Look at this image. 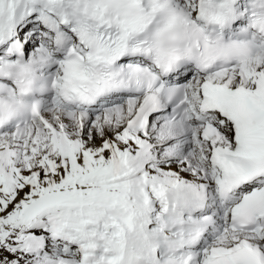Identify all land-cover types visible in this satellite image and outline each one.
<instances>
[{
	"label": "snow or ice",
	"instance_id": "obj_1",
	"mask_svg": "<svg viewBox=\"0 0 264 264\" xmlns=\"http://www.w3.org/2000/svg\"><path fill=\"white\" fill-rule=\"evenodd\" d=\"M0 264H264V0H0Z\"/></svg>",
	"mask_w": 264,
	"mask_h": 264
}]
</instances>
